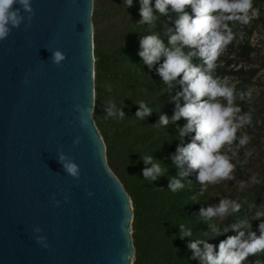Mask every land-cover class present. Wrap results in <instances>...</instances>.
Wrapping results in <instances>:
<instances>
[{"label":"water","instance_id":"95a60500","mask_svg":"<svg viewBox=\"0 0 264 264\" xmlns=\"http://www.w3.org/2000/svg\"><path fill=\"white\" fill-rule=\"evenodd\" d=\"M92 2L32 0L31 27L0 41V264L133 263L132 202L92 118ZM54 48L66 54L62 67ZM76 105L92 110L87 127ZM58 149L79 165L78 180Z\"/></svg>","mask_w":264,"mask_h":264},{"label":"clouds","instance_id":"9594fccd","mask_svg":"<svg viewBox=\"0 0 264 264\" xmlns=\"http://www.w3.org/2000/svg\"><path fill=\"white\" fill-rule=\"evenodd\" d=\"M123 2L126 8L133 4V0ZM188 8L191 9V14L186 10ZM252 9L253 0H155L154 8L152 0H140L141 19L138 22L147 25L149 32L140 38L138 54L148 68L158 64L155 71L165 85V91L172 93L176 85L180 86V90L169 97L176 105L173 115L169 117L161 113L153 126L166 128L181 118L186 120V124L178 128L177 138L181 143L171 156L173 164L179 169L177 176L169 177L168 190L173 193L185 188V178L191 172L197 174L196 179L201 186L232 181L236 171V163H233L232 158L237 156L238 150L245 148V158L252 156L253 149L245 147L250 143L251 137L247 131L241 132V129L252 125L255 109L249 107L244 112L236 101L238 98L245 100V93H237L235 85L228 78L212 74L222 51L236 40L230 23L249 24L256 15ZM170 13H175L177 18L174 30L165 24L164 32L168 36L166 46L154 29L159 17L171 19ZM34 16L32 0H0V41L6 40L12 30L22 24L25 30L30 28ZM236 42L240 43V40ZM197 57L203 61L202 65L193 62ZM66 58L60 48L51 49L50 59L57 67H62ZM107 91H112L111 85L107 87ZM247 96L250 99L251 93ZM135 103L139 105L135 112V117L139 120L152 114V107L145 101ZM75 107L81 113L80 126L87 127L92 110L81 108L80 105ZM122 108L123 106L117 107L114 101H108L104 107V119L122 120L126 116ZM189 135L190 142L183 143L184 138ZM80 140L81 137L77 136L73 144H79ZM57 159L68 175L79 179L80 167L69 154L58 149ZM140 159L145 165L142 169L143 179L149 183L167 173V166L152 154H141ZM246 162V159L243 162L237 161ZM250 183L261 184L257 174L251 176ZM245 187L247 184L242 181L240 188ZM53 200L59 205L60 201L55 199V193ZM241 207L235 200L220 198L217 204L200 208L199 216L209 222L212 236L221 232L228 233L230 230L235 234L221 240L218 250L217 246L208 243L206 239H189L187 247L192 252V259H199L200 264H245L250 256L264 253V219H261L264 211H256L251 219L260 220L259 235L252 230L251 220L246 217L220 227L228 217L240 212ZM214 219L220 223H210ZM42 231L39 226L33 228L37 243L47 248V238L40 235ZM203 233L208 236V232ZM179 236L181 239L193 237L192 228L180 223ZM254 264H264V260L256 259Z\"/></svg>","mask_w":264,"mask_h":264},{"label":"trees","instance_id":"16d2710c","mask_svg":"<svg viewBox=\"0 0 264 264\" xmlns=\"http://www.w3.org/2000/svg\"><path fill=\"white\" fill-rule=\"evenodd\" d=\"M260 0H253L255 6ZM93 56H94V107L92 118L105 143L107 164L117 176L127 191L133 207V220L131 222V238L135 248L132 264H200L199 259H192V252L187 247L189 239H206L208 243L217 246L228 235L235 234L232 230L228 233L221 232L212 236L209 222L200 218L201 207L216 204L213 193L218 191L225 198L239 202L242 207L240 212L228 217L223 228L236 219L247 218L251 220L256 211L264 205V175L261 184L256 185L259 198L252 202L248 209L245 204V194L235 196L233 190H224L217 185L201 186L196 173L191 172L185 178V188L173 193L168 190L169 177L177 176L179 169L173 164L171 156L175 154L176 147L181 143L177 138L178 128L186 124L181 118L175 124L166 128L153 126L161 113L171 117L175 111V102L170 100L180 90L176 85L172 93L165 91V85L153 68H148L139 56L140 38L148 34L149 28L141 24L139 13L140 0H133L131 7L126 8L123 0H93ZM153 8L155 0H152ZM191 14V9H186ZM156 10L154 9V12ZM157 15H159L157 13ZM171 19L160 16L154 31L168 45V36L164 32L165 24L175 29V13H170ZM98 23V24H97ZM238 40V25L230 23ZM240 56L250 62L248 41L243 45L237 43ZM223 55L216 61L212 74L219 78L234 76L237 93H245V100L239 98L236 103L247 112L249 107L253 112L254 125L257 119L264 121V74H259V69L247 65L246 71L234 74L227 69V64H222ZM163 57L161 58V62ZM196 64H203L200 58H194ZM257 83L258 95L249 99V88ZM111 85L112 91H107ZM145 101L153 112L144 120L135 117L139 105L135 102ZM108 101H114L117 107H122L126 116L122 120L113 118L104 119V107ZM181 103L183 101L181 100ZM159 111V112H157ZM250 125V126H252ZM191 136H186L183 143L190 142ZM152 154L167 166V173L157 180L149 183L143 179L142 169L145 167L141 154ZM237 168H242L236 165ZM191 183H188V182ZM202 188L204 189L202 191ZM264 211V208L261 209ZM261 219H264L262 217ZM191 227L193 237L179 236V224ZM219 224V220L210 221ZM260 220H251L252 230L259 235L258 225ZM203 232H208L205 236ZM201 247H203L201 245ZM256 259L264 260V253L250 256L245 264H254Z\"/></svg>","mask_w":264,"mask_h":264},{"label":"rangeland","instance_id":"374dc122","mask_svg":"<svg viewBox=\"0 0 264 264\" xmlns=\"http://www.w3.org/2000/svg\"><path fill=\"white\" fill-rule=\"evenodd\" d=\"M253 13H256L255 17L247 25L240 23H233L238 25V35L237 38L240 40V44L243 45L248 41L249 46L252 48L250 50V62L242 59L240 56V51L237 47V42L234 40L226 49L222 51V64H227V69L231 70L234 74L238 71H246L247 65H253L255 68L259 69V74H264V0H260L252 9ZM92 27L94 26L93 21V3H92V15H91ZM98 24V23H97ZM242 37V39H241ZM236 82L234 76H225ZM258 84L255 83L254 86L249 88V92L252 96L258 95L257 90ZM247 131L251 137V141L245 147L247 149H253L252 156L245 158L244 151L245 148H241L237 152V156L233 157V163L240 165L242 168H237L234 173L235 179L232 181H223L219 184H215L224 190H233L235 196H240V194H245V204H252L260 196L256 190V185L250 183V178L253 174H257L258 179H261L264 175V121L259 118L256 123L252 126L246 125L241 132ZM240 135V132L237 133ZM235 150V145L233 146ZM230 154V153H229ZM246 163H237V161H245ZM245 182L247 187L241 189L240 183ZM220 198H225L222 193L215 191L213 193V199L216 204L219 202ZM227 220V219H226ZM226 220L224 221L226 223Z\"/></svg>","mask_w":264,"mask_h":264},{"label":"built area","instance_id":"2783aa9c","mask_svg":"<svg viewBox=\"0 0 264 264\" xmlns=\"http://www.w3.org/2000/svg\"><path fill=\"white\" fill-rule=\"evenodd\" d=\"M252 206H253V204H250L248 209L251 208ZM258 207H260L259 211H262L261 209L264 208V207H261V206H258Z\"/></svg>","mask_w":264,"mask_h":264}]
</instances>
